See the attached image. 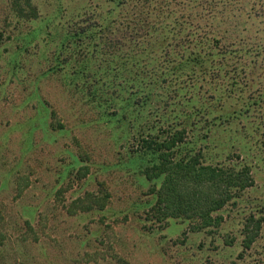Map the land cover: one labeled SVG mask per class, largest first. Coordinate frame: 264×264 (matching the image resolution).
Masks as SVG:
<instances>
[{
	"label": "rangeland",
	"instance_id": "rangeland-1",
	"mask_svg": "<svg viewBox=\"0 0 264 264\" xmlns=\"http://www.w3.org/2000/svg\"><path fill=\"white\" fill-rule=\"evenodd\" d=\"M13 1L0 0V264H264V59H224L242 70L235 87L223 85L229 75L206 80L195 105H174L157 87L144 109L110 101L112 89L104 107L92 106L80 84L97 62L82 61L73 77L80 58L61 42L80 14H103L109 0H33L32 20ZM217 18L215 49L246 45L264 30V0H232ZM180 129V156L249 168L252 185L213 214L218 225L153 216L161 180L143 175L153 158L136 134Z\"/></svg>",
	"mask_w": 264,
	"mask_h": 264
},
{
	"label": "trees",
	"instance_id": "trees-1",
	"mask_svg": "<svg viewBox=\"0 0 264 264\" xmlns=\"http://www.w3.org/2000/svg\"><path fill=\"white\" fill-rule=\"evenodd\" d=\"M181 1L183 5L177 7L172 0H109L103 14L84 12L78 16L61 44H75L70 54L80 58V63L73 67V77L79 79L85 72L82 61L97 62L98 72L80 84L82 90H87L85 97L90 105L104 107L106 89H112L110 101L140 102L144 109L155 103L151 96L157 87L171 93L169 99L174 105H184V98L186 105H195L192 91L201 88L206 80L219 81L229 75L232 81L223 85L235 87V75L241 69L229 66L232 56L264 59V30L246 45L240 41L230 44L229 49H215L220 35L215 28L221 21L218 14L226 6L229 8L232 0ZM258 7L254 9L259 11ZM11 9L16 16L28 20L38 16L33 0H14ZM62 53L60 50L58 57ZM91 75L89 71L87 76ZM109 77L113 86L107 84ZM122 94L126 97L121 98ZM183 132L184 129L171 130L162 138L156 132L136 134L141 143L139 152H149L153 158L143 175L149 181L161 180L159 188H151L155 195L153 216L158 222L188 220L193 229L218 225L221 218L213 214L236 201V195L252 185L249 168L243 164H203L195 156H180ZM244 237L250 240L247 228Z\"/></svg>",
	"mask_w": 264,
	"mask_h": 264
}]
</instances>
